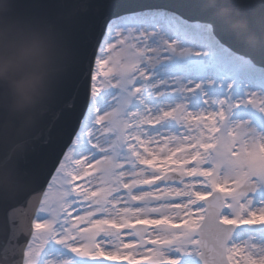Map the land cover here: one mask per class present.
I'll use <instances>...</instances> for the list:
<instances>
[{
  "label": "snow or ice",
  "instance_id": "6c2138e0",
  "mask_svg": "<svg viewBox=\"0 0 264 264\" xmlns=\"http://www.w3.org/2000/svg\"><path fill=\"white\" fill-rule=\"evenodd\" d=\"M175 2L169 10L182 15L193 0ZM83 15L95 22L86 26L80 16L72 28L74 62L45 121L46 135L24 162L28 187L13 201L0 200L7 217L0 264L16 249L15 264H179L175 255L189 251L203 264H264V248L229 242L234 225L264 222V207L251 210L247 200L264 182V135L246 122L230 124L228 114L239 105L226 99L197 112L183 103L158 114L126 111L128 97L150 79L144 64L154 62L156 50L119 33L104 41L120 12L103 18L101 4L89 0ZM215 34L244 54L219 29ZM167 47L175 50L173 43ZM251 61L264 67V55ZM108 87L127 95L103 109L96 100ZM239 103L264 111V97L256 93ZM168 119L184 131L161 133ZM34 197L29 238L20 245L13 214Z\"/></svg>",
  "mask_w": 264,
  "mask_h": 264
},
{
  "label": "rangeland",
  "instance_id": "374dc122",
  "mask_svg": "<svg viewBox=\"0 0 264 264\" xmlns=\"http://www.w3.org/2000/svg\"><path fill=\"white\" fill-rule=\"evenodd\" d=\"M115 25L114 28L117 30L113 29L108 33L107 41L117 38V33L120 37L141 38L145 47L156 50L154 63L161 61V65L157 66L156 71L161 70L164 75L162 78L157 73L154 80L149 79L139 85L143 90L128 97L129 102L126 111L141 113L151 111L153 114H158L161 110H168L178 103L185 105L184 101L193 103V106L198 108L196 110L199 108L202 110L205 106L218 107L216 102L226 99L229 103L239 105L228 114L227 119L230 124L246 122L245 126L248 129H254L257 133L264 135V111L252 104L239 103L246 101L252 93L264 97V70L252 67L249 63L233 56L218 43H215L210 35L209 27L192 25L194 28L190 30L188 27L187 30L194 31L195 35L193 33L188 34L183 22L179 19L172 17L169 13L156 11L142 16L135 14L125 16ZM188 26H191V23ZM168 43H173L175 50L168 49ZM185 50L187 51L185 52ZM151 64L147 62L144 64L149 77ZM185 68L194 74L196 81L191 87L192 95L182 97L179 92L184 88H182L180 76L184 75L183 69ZM205 76L210 77L207 84L213 87L209 96H204L201 88H195L197 84L205 85L202 82ZM160 78L161 80L158 81L157 79ZM255 81H260L261 85L257 86ZM145 93L151 95V100L147 99L143 103ZM159 93L164 96L161 99L160 97L156 99ZM125 95H127V89L108 87L100 93L96 104L103 109H109L115 106L118 98ZM185 107L190 111L187 105ZM159 131L176 134L184 130L176 121L168 119L161 123ZM247 200L252 202L249 206L251 210L264 207V182L257 183L255 191L247 196ZM236 226L240 231L233 236L230 243L256 245L264 248V222L241 223ZM197 256L189 251L188 253H177L174 258L179 261V264H195ZM137 259L143 261L142 257H137ZM114 264H127V262L118 261Z\"/></svg>",
  "mask_w": 264,
  "mask_h": 264
},
{
  "label": "water",
  "instance_id": "95a60500",
  "mask_svg": "<svg viewBox=\"0 0 264 264\" xmlns=\"http://www.w3.org/2000/svg\"><path fill=\"white\" fill-rule=\"evenodd\" d=\"M20 1L21 0H19L18 3ZM114 1H117V0H92L93 3L101 4V8H104L105 10H107L108 7L114 5ZM118 1H121L125 4V0H118ZM225 1H227V0H225ZM253 1L256 2V5L259 4V0H253ZM36 3L38 4V6L40 8L43 7V0H36ZM124 4L122 6H124ZM55 8H56L55 2L47 3L42 8L41 12L36 15L38 17L37 22L36 21H29L28 22V21H25L24 19L22 21L17 22L16 25L14 26V30L12 33L14 40L16 42L24 44V45H31V44L37 45V43H39V39H38V37H35V36L37 35L38 30L35 28L38 27L40 24H42V29L44 30V33L49 30L50 35L52 34L53 39H57V36L60 38L62 36L61 27L66 26L67 31H68L69 36H70L69 38L72 42L71 36H72L73 25H71V24H75L78 17L69 18L67 20L61 19L57 15ZM215 10L216 11L221 10V11L225 12V9L223 6L222 7H215ZM84 11L86 12V9ZM185 12H187V11H185ZM259 14L260 13L254 14V17L257 18L259 16ZM8 21L15 22V20H10L7 17L4 18L2 21H0V33H2L4 31L6 25H7V27L8 26L10 27ZM21 31L28 32V36L32 39L29 41H26L23 38H21L19 36V33ZM39 48L43 50V55H44L43 60L48 62V59L45 55V54H47L49 57V60L51 62L49 61L50 64H48L43 69H40L37 72H35V74L33 76L38 77L41 80H44L47 75L51 74L49 80H54L64 70V66H65L66 62L63 59L58 60V58H52L51 52L49 51V47L48 48L39 47ZM26 51H27L28 55H31V52L29 51V49L27 47H24L20 50L19 57H22V54H25ZM73 55L75 56V52ZM31 74H32V72H31ZM31 74L29 73L30 77H31ZM4 89H8L9 91L14 93L16 91V85L12 81H9V82H5V80L0 81V95ZM75 103L77 105V110H78L81 103H82V97L76 98ZM46 104H47V102H46ZM31 214H32V211H30L26 217V220H25L23 228H22L23 231H27V229H28V224L30 221Z\"/></svg>",
  "mask_w": 264,
  "mask_h": 264
},
{
  "label": "clouds",
  "instance_id": "9594fccd",
  "mask_svg": "<svg viewBox=\"0 0 264 264\" xmlns=\"http://www.w3.org/2000/svg\"><path fill=\"white\" fill-rule=\"evenodd\" d=\"M27 47L31 52V58L21 60L19 52ZM43 50L38 45H24L18 43L14 38L0 33V81L19 79L27 73H31L37 64L43 62ZM40 80L34 77L31 89H18L17 96L20 101H27L30 96L38 89Z\"/></svg>",
  "mask_w": 264,
  "mask_h": 264
},
{
  "label": "bare ground",
  "instance_id": "6f19581e",
  "mask_svg": "<svg viewBox=\"0 0 264 264\" xmlns=\"http://www.w3.org/2000/svg\"><path fill=\"white\" fill-rule=\"evenodd\" d=\"M151 12H153V10H148L147 12H142V14L140 15V16H142V15H145V14H150ZM82 17H81V19H84V18H86L87 17V15H81ZM118 18H114L113 20H110L109 21V23H108V26H107V31H106V34H105V36H104V41L105 42H107V37H108V33L109 32H111L113 29L114 30H117L116 28H114V26H116L115 25V23H114V21H116ZM188 25V23H184V27L186 28V27H188L187 26ZM91 26V25H90ZM89 26V27H90ZM111 26V27H110ZM189 28H190V30H192L193 29V27H191V26H189ZM188 32V34H191V33H193V35H195V32L193 31H187ZM187 34V33H186ZM161 63V61L160 62H156V63H152L151 65H150V80L152 81V80H154V78H156V75L155 74H157L158 73V76H160V77H162V78H164V75H163V71H161V70H157L156 71V68H157V66H159V65H161L160 64ZM206 69H209V67H206ZM183 73H184V75H181L180 77L182 78V88H184L181 92H179V94L180 95H182V97H186V95H188V96H191L192 94H191V87L194 85V81H196V78H195V76H194V74L189 70V69H183ZM226 73V72H225ZM155 75V76H154ZM227 75V74H226ZM203 76H204V74H203ZM255 77H258V76H255ZM210 77H208V76H205L204 78H203V84L205 83V85L203 86V85H200V87L199 88H201L202 89V91H203V93H204V96H209L210 94H211V92L213 91V87L212 86H210V84H207V81H209L210 79H209ZM158 81H160L161 80V78L160 79H157ZM255 84L258 86V85H261V82L260 81H255ZM196 89H198V88H196ZM190 90V91H189ZM221 91V90H220ZM164 95L163 94H161V93H159L158 94V96H156V99H158L159 97H160V99L163 97ZM151 98V95L150 94H148V93H145L144 94V96H143V103L147 100V99H150ZM151 100V99H150ZM185 102V105H187V107H188V109L190 110V112H197V111H200V108H199V110H196V108L193 106V103H190L189 101H184ZM202 107V106H201ZM208 107H210V106H205L204 108H208ZM198 109V108H197ZM167 133V132H166Z\"/></svg>",
  "mask_w": 264,
  "mask_h": 264
}]
</instances>
